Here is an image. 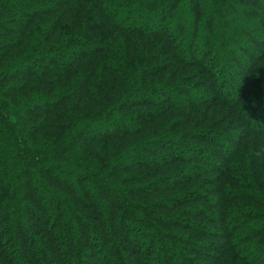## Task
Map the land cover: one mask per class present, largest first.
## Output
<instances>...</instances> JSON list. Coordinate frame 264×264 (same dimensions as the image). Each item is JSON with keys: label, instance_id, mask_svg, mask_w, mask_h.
<instances>
[{"label": "trees", "instance_id": "obj_1", "mask_svg": "<svg viewBox=\"0 0 264 264\" xmlns=\"http://www.w3.org/2000/svg\"><path fill=\"white\" fill-rule=\"evenodd\" d=\"M171 249L264 264V0H0V264Z\"/></svg>", "mask_w": 264, "mask_h": 264}, {"label": "rangeland", "instance_id": "obj_2", "mask_svg": "<svg viewBox=\"0 0 264 264\" xmlns=\"http://www.w3.org/2000/svg\"><path fill=\"white\" fill-rule=\"evenodd\" d=\"M149 233L147 232V235H146V232L144 231L143 232V236L145 237V239H141V237H140V235H141V233H138V235H137V238H138V240H136V245H143V246H145V247H148L149 245H148V241L146 240L147 238H148V236H150V235H152V234H150V235H148ZM147 237V238H146ZM152 237V236H151ZM151 237H149V238H151ZM149 240V239H148ZM159 247V246H158ZM161 246L159 247V250H157V255H160L161 256V254H160V252H162V250H161ZM201 250H203V251H209V249H208V247L206 246V245H202V249ZM171 252H172V249H171ZM173 256H174V258L177 260V262H178V260L180 261L179 262V264H186L187 263V261H184L185 259L183 258V257H181V256H179V255H176V254H174L173 252L171 253ZM131 257V256H130ZM133 264V263H132ZM150 264V263H149ZM178 264V263H177Z\"/></svg>", "mask_w": 264, "mask_h": 264}]
</instances>
